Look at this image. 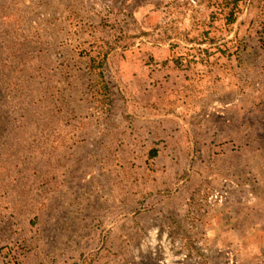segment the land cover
<instances>
[{
  "label": "rangeland",
  "instance_id": "rangeland-1",
  "mask_svg": "<svg viewBox=\"0 0 264 264\" xmlns=\"http://www.w3.org/2000/svg\"><path fill=\"white\" fill-rule=\"evenodd\" d=\"M0 264H264V0H0Z\"/></svg>",
  "mask_w": 264,
  "mask_h": 264
},
{
  "label": "trees",
  "instance_id": "trees-1",
  "mask_svg": "<svg viewBox=\"0 0 264 264\" xmlns=\"http://www.w3.org/2000/svg\"><path fill=\"white\" fill-rule=\"evenodd\" d=\"M233 21H234V19H231L230 21H229V23H233ZM100 66H102V65H100ZM99 66V67H100ZM99 78L101 79L102 78V74L101 73H99ZM105 91H107V88L106 87H104L103 88Z\"/></svg>",
  "mask_w": 264,
  "mask_h": 264
}]
</instances>
